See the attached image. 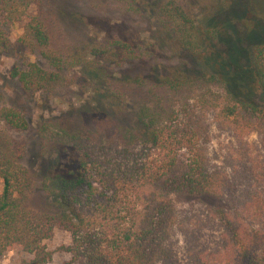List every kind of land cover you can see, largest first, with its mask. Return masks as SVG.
I'll return each mask as SVG.
<instances>
[{"label": "trees", "instance_id": "trees-1", "mask_svg": "<svg viewBox=\"0 0 264 264\" xmlns=\"http://www.w3.org/2000/svg\"><path fill=\"white\" fill-rule=\"evenodd\" d=\"M34 1L0 0V52L8 46L4 27L25 18L19 41L38 48L51 68L30 61L12 75L25 92L52 91L71 81L65 70L83 62L62 51V34L49 17L28 13ZM224 7L229 14L222 28L207 30L210 42L176 0L154 10L156 25L199 55L207 75L101 77L122 108L128 100L136 105L129 120L115 115L77 129L39 123L41 149L54 151L48 174L27 168L14 148L0 151V255L24 252L32 256L25 264H44L51 252L43 241L60 227L71 236L60 247L70 264H264V174L255 178L263 189L239 190L207 154L203 111L216 110L238 135L264 134V26L234 14L232 2ZM108 46L125 60L147 55L120 38ZM0 116L14 129L29 126L12 108H2ZM34 195L43 198L36 207ZM174 195L216 201L206 204L215 225L211 245L186 239L178 250L174 235L185 219Z\"/></svg>", "mask_w": 264, "mask_h": 264}, {"label": "rangeland", "instance_id": "rangeland-1", "mask_svg": "<svg viewBox=\"0 0 264 264\" xmlns=\"http://www.w3.org/2000/svg\"><path fill=\"white\" fill-rule=\"evenodd\" d=\"M7 1L10 0H4ZM163 1L35 0L28 8V13H41L49 17L54 22V29L62 34L63 38L59 37L62 38V51L83 62L65 70L71 81L52 91L25 92L12 75V70L25 69L30 61L45 68L51 67L38 48L19 41L26 19L8 22L4 27L8 46L0 52V110L4 107L16 110L27 119L29 126L25 130L14 129L0 116V151L14 148L22 154L21 162L27 168L36 173L48 174L54 168L49 165L54 151L43 152L41 149L37 133L39 123L60 121L77 129L92 126L100 119L116 118L115 115H123L120 118L123 122L129 120L128 114L136 105L128 100L122 108L110 96V90L104 87L101 77L108 75L130 79L143 75L160 79L207 75L209 70L199 55L184 49L156 25L154 10ZM176 1L193 19L200 36L208 42L212 39L207 30L223 27L225 13L229 14L224 5L231 2L234 14H242L246 19L253 17L255 26H264V0ZM113 38L123 39L133 47L146 51V58L123 59L120 50L108 46V41ZM93 48H99L103 53L93 55ZM215 114L216 110H206L202 117L208 126L207 154L210 162L214 167L229 173L239 190L263 189L255 178L260 172L264 174V134L253 131L238 135L229 123L221 122ZM180 158H185L183 152ZM173 199L176 207L183 210L185 219L174 235L178 250H182L187 240L211 245L215 225L206 204H215L216 201L191 203L177 195ZM42 202V196L34 195L31 205L36 207ZM261 224L264 227V217ZM70 241L68 231L54 227L50 237L43 241L51 252L50 259L44 264H70L71 255L60 249L61 246L69 245ZM31 257L24 252L9 250L0 255V264H25Z\"/></svg>", "mask_w": 264, "mask_h": 264}]
</instances>
